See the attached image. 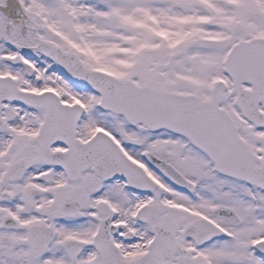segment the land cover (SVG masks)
<instances>
[{"label": "snow or ice", "instance_id": "obj_1", "mask_svg": "<svg viewBox=\"0 0 264 264\" xmlns=\"http://www.w3.org/2000/svg\"><path fill=\"white\" fill-rule=\"evenodd\" d=\"M0 264H264V0H0Z\"/></svg>", "mask_w": 264, "mask_h": 264}]
</instances>
